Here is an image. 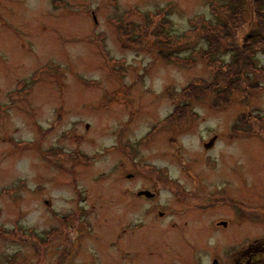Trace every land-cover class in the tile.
<instances>
[{
	"label": "rangeland",
	"instance_id": "rangeland-1",
	"mask_svg": "<svg viewBox=\"0 0 264 264\" xmlns=\"http://www.w3.org/2000/svg\"><path fill=\"white\" fill-rule=\"evenodd\" d=\"M68 1L59 56L31 25L51 3L0 0L17 33L0 25V93L17 82L0 116V264H57L61 246L59 264H235L264 247V47L223 87L264 0Z\"/></svg>",
	"mask_w": 264,
	"mask_h": 264
},
{
	"label": "flooded vegetation",
	"instance_id": "flooded-vegetation-1",
	"mask_svg": "<svg viewBox=\"0 0 264 264\" xmlns=\"http://www.w3.org/2000/svg\"><path fill=\"white\" fill-rule=\"evenodd\" d=\"M9 1L11 2V0H9ZM45 1L51 3V6L54 8V9L51 10V12H52L51 16H49V17H51L50 18L51 20H32L31 21V25L32 26H38L40 24H43L44 30L51 31L54 35H56L57 40H54L55 41L54 42V47H55V50H56L55 52L59 56H62L64 54V52H65L64 45H63V41H64L65 36H66V33H65V31H66L65 30V22H66V20H53V19H56L58 16L61 17L62 11H64L65 8L66 7H69L70 4H72V3H70L68 0H45ZM17 3H19V2H17ZM37 11H39V10L36 9V13H37ZM90 12L92 13V10H90ZM48 15H49V13H48ZM24 22H26V21H24ZM75 23H76V20H74V23L71 24V27L73 25L76 26ZM95 24H96V20H94V24L92 25L93 27L90 25V27H92L90 29V31L93 32V38L95 36L96 37L98 36V35H96V25ZM0 25L5 30H8L12 35H13V33L14 34H17L15 31H13L11 29L10 26H8V23L2 17H0ZM3 25H6L8 27H5ZM76 31L77 30H73V32H75V33H76ZM73 32L71 31L70 34H72L74 36V33ZM31 34H32L33 37H35V36L39 37V34L40 33H39V30H38L36 33L33 32ZM126 39H130V38H126ZM133 39H135V38H133ZM50 40H52V39H50ZM32 44H33L32 47H34V42H32ZM32 47L29 48L28 50H31ZM1 49L2 48H0V50ZM5 51L8 52V55L9 56L15 55V53L13 51H11V50H5ZM35 52L36 53H40L39 52V49H36ZM157 56H158V54H157ZM9 59L14 60V58H8V60ZM15 60L17 61L16 57H15ZM56 62H58L59 67H56L57 65L55 64V66H53L55 70L52 67H50V70L49 71L50 72H53V73H57L58 74L57 75V79H58V81H60L61 80V77H60L59 74H61L62 75V78L64 79L63 73H64V69H65L66 66L60 64L59 61H56ZM256 72H253V73H256ZM58 83H60V82H58ZM0 84L2 85V88H3V84H2L1 81H0ZM16 88H17V82L15 83L14 86H9L8 88H7V85L4 83V90L2 89V93H0V109H3V112L1 113L3 115H0V116H4L5 114H7L10 111L9 110V107H10V109H12V107H13L12 101L15 100L13 94H14V91H15ZM59 101L61 102V98H59ZM64 113H65V110H64V102L62 101L59 104V106L57 108V111H56V120H57V122H59L60 119H63L64 120V117L62 118V116H63ZM41 130H43V129H40V131ZM143 169L144 170H149V171L153 172L152 169H155V168L154 167H151V166H145ZM139 191H148V192L147 193H144V194H139L138 193ZM135 194H136V197L137 198L143 197V198H147V199H149V198H152L153 199V198H155L157 196L158 193H156L153 190L151 191L150 189H147V188H143V189L139 188V189H137L135 191ZM158 215L159 216L162 215V211H159L158 212ZM219 224H221L223 226H226L227 225V222L221 221V222H219ZM219 224L217 223V225H219ZM70 242H72V241H70ZM261 245H262V243L261 242L258 243L256 238L253 239V241H250V242L242 245L240 248H243L242 250H243L244 256H243V254H242V256H239L238 259H237V262L235 264H264V247L261 246ZM68 248H69L68 246H61L60 247V250L58 249V254L63 255L64 258L63 257H59L57 259V261H58L57 264H59L61 261H64V259L66 261L65 263H67L68 256H65V252L70 253V250H68ZM237 252L238 251L235 250L232 253L234 255ZM45 259L48 260V261H50L51 260V257H50V259H47L45 257ZM172 263L173 262H171L170 264H172ZM175 264H178V262H175ZM202 264H222V263H220L219 260H217L214 257V258H212V260L205 261V262L203 261Z\"/></svg>",
	"mask_w": 264,
	"mask_h": 264
},
{
	"label": "trees",
	"instance_id": "trees-1",
	"mask_svg": "<svg viewBox=\"0 0 264 264\" xmlns=\"http://www.w3.org/2000/svg\"><path fill=\"white\" fill-rule=\"evenodd\" d=\"M255 12L257 13V15H259L258 9L255 8ZM258 20H259V22H258ZM258 20H257L258 30H254V29L249 30L244 35L243 40L240 44L235 43L232 40L233 46H235V48L237 49L235 55L232 56V59L235 60L237 57V59L240 62H242V65L239 66V69H237V70L235 69L236 71H232L229 73L228 81L225 84V86H223V87H226L225 89L227 92H229L230 89L234 88L233 85H234V83H237V81L239 83H245L247 81V79H248L247 76H245L243 74V72L246 71V69L249 70V72H251V73L257 71V65L254 64V58H251V57H253V54L255 53L254 52L255 46L257 44H260L259 47H264V18H262V19L258 18ZM223 25H224V28H222L221 31H219L218 33H223L228 29V27H225L226 26L225 23H223ZM158 54H159V56H161V51H159ZM167 57L171 58L170 52H169V54H164L162 58L164 61H166V60L168 61ZM245 59H247L248 61L246 62ZM253 83L254 82H252V84ZM210 87H214V86H212V84L210 83L209 88ZM252 87L255 88L256 85H251V88ZM245 88L249 89V83L245 84ZM223 98H225L224 100H226V96H224Z\"/></svg>",
	"mask_w": 264,
	"mask_h": 264
},
{
	"label": "water",
	"instance_id": "water-1",
	"mask_svg": "<svg viewBox=\"0 0 264 264\" xmlns=\"http://www.w3.org/2000/svg\"><path fill=\"white\" fill-rule=\"evenodd\" d=\"M214 139H215V136H213L211 139H209L208 142H205V143H204V147H205V148L210 147V146L213 144ZM147 192H148V191H139L138 193H139V194H144V193H147Z\"/></svg>",
	"mask_w": 264,
	"mask_h": 264
}]
</instances>
